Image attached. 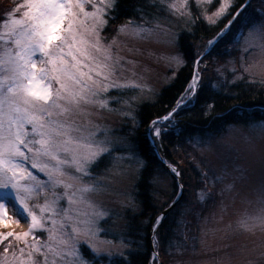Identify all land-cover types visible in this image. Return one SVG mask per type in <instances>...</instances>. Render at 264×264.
I'll return each mask as SVG.
<instances>
[{
    "label": "snow or ice",
    "instance_id": "obj_1",
    "mask_svg": "<svg viewBox=\"0 0 264 264\" xmlns=\"http://www.w3.org/2000/svg\"><path fill=\"white\" fill-rule=\"evenodd\" d=\"M242 2L177 0L166 3L159 0L150 10L145 5L133 7V15H128V0H100L99 4L96 0H26L14 10L7 9L8 15L0 28V220L6 218L11 208L18 222L27 223L30 218L32 231L15 237L24 247L14 249L11 257L8 250L12 245H5L0 264H98L97 258L102 255L118 257L129 264L123 252L114 250L111 240L96 242L97 234L107 231L100 221L107 224L106 216L121 214L109 208L103 199L116 192L110 179L117 159L116 149L124 153L120 158L135 163L136 180L153 171L149 152L161 150L165 138L179 131L178 114L188 104L199 102V94L205 89V77L216 87L206 61L211 59L219 40L236 24H242L247 30V35L241 37L242 51L252 57L243 61L242 71L250 75H256L257 71L264 73V60L257 63L254 58L257 47L264 54V12L260 17H251L247 10L252 4L241 7ZM89 5L91 10H87ZM122 20L125 23H121ZM205 20L209 26H216V39L207 40L189 55L191 49H185L184 43L189 39L194 41ZM164 24L178 27V31L163 33L170 37L167 41V61L172 69L169 83H175L189 64L193 71L175 107L149 124L144 133L149 146L146 150L135 134L146 122L141 119L143 101L154 98L156 93L135 97L136 102L120 113L124 118L122 129L96 123L93 117L102 115L97 109H104L107 100L120 104L125 90L140 87L123 77L125 72L136 76V62L125 60L119 54L122 47H128L120 38L150 40L161 34ZM232 47L235 49L237 45ZM128 51L138 50L128 48ZM226 52L230 56L237 55L235 51L226 49ZM212 69L222 87H228L223 76L228 70L235 73L233 61L217 59ZM238 79L244 78L236 76L230 83ZM113 89L116 91L112 92ZM84 116L88 117L86 121ZM258 129L255 137H244L247 147L242 152L234 156L228 154L231 171L227 162L219 171L209 169L215 176L212 186L221 185L218 194L222 212L229 199L256 206L255 211L242 216L236 225L229 224L223 229L226 233L246 234L250 243L236 249L235 256L215 259V264H234V261L236 264H264V147L256 145L257 139L264 142V123L258 125ZM197 135L190 133L188 142L202 154L216 151L217 145L222 143V140L196 139ZM253 163L259 164V179L253 174ZM168 167L175 176L181 175L176 166ZM36 173L46 179H40ZM201 175L207 178L208 172L201 169ZM147 182L152 185L162 180L160 175H155ZM211 195L205 188L198 199L203 202ZM30 201H34L31 207ZM119 206L123 211H142L132 195H125ZM81 217H84L82 221ZM163 219L162 215L156 217V223L151 226L153 232ZM78 222L84 227H77ZM37 231L46 233L45 242L37 238ZM189 231L192 235L189 237L185 232V241L198 240L201 250H214L207 239L211 231L207 220L201 222L197 217V223L190 225ZM257 233H260L259 240ZM8 239L7 236L0 238ZM153 245L155 251L157 239L153 240ZM26 251L28 262L20 259ZM192 252L196 254L195 245Z\"/></svg>",
    "mask_w": 264,
    "mask_h": 264
},
{
    "label": "trees",
    "instance_id": "obj_2",
    "mask_svg": "<svg viewBox=\"0 0 264 264\" xmlns=\"http://www.w3.org/2000/svg\"><path fill=\"white\" fill-rule=\"evenodd\" d=\"M247 0H243L241 7ZM240 2V0H236ZM252 8L257 6V11L254 13L252 8L247 10L251 17H260L264 12L262 4L264 0H251ZM248 3V4H249ZM16 2L13 0H0V20L7 13V9L15 8ZM129 13L133 15L132 8L140 5H145L148 10L157 3L152 0H128ZM135 18V17H134ZM125 23V21H121ZM216 26H209L206 21L196 32L194 41L189 39L184 43L185 49H191L189 55L194 54L195 48L203 45L209 39H216ZM246 29L242 24H236L230 32L215 46V51L211 59L206 63H212L214 57L227 55L228 51H236ZM233 44L237 47L233 49ZM212 51V49H209ZM193 68L189 64L186 71L176 79L175 83H170L168 86L161 89L154 101L143 102L142 117L146 121L143 127H140L136 132V138L140 145L146 150L148 144L144 139V133L149 124L153 120H157L167 114L176 105L177 100L183 94L185 81L192 74ZM235 74L227 76L224 82H228V87H222L221 80L213 77L212 83L216 87H212L208 83V77H205V89L200 93V100L193 105H187L183 112L179 113L177 124L179 131L173 132L164 140L161 150L149 152L152 156V172L136 180L134 185L133 196L136 202L140 204L142 211L125 212V233L126 242L131 246V251L125 257L129 264H151L152 256L154 255L153 240H158L156 248L159 254L161 264H170L176 249L181 252H192L195 245L196 251L199 247V241L191 239L185 241L184 233L188 232L189 237L192 233L189 231V226L197 223V217L201 222L204 218L214 210L216 206V190L209 186L210 178L215 179L213 172L206 166L204 161H196L194 155L190 153L189 134L197 133L196 137L205 139L208 135L219 136L229 125L248 126L253 123L264 122V84L261 81H250L247 77L243 80H237L236 83H230L234 79ZM131 92H123L122 97H129ZM211 105V107H207ZM183 134H180V133ZM182 151H184L182 153ZM181 153V155H179ZM190 155V156H189ZM161 156L166 164L176 166L181 173L179 182L175 179L173 182V191L171 195H166L168 199L160 197L156 184L149 185L148 178L158 175L160 171L167 172L169 169L160 160ZM201 169L208 172V177L201 175ZM181 186L184 189V194L180 198L179 189ZM207 188L211 197L205 198L203 202L198 199V194ZM165 195V194H164ZM180 198V199H179ZM179 199L176 206L166 215L160 222V226L153 232L152 224L156 223V217L168 209L173 203ZM158 233V235H157ZM198 234V233H197ZM85 253L88 250L85 249ZM184 255H187V253ZM183 255V257H184ZM98 264H124L123 260L116 257L109 259L100 257Z\"/></svg>",
    "mask_w": 264,
    "mask_h": 264
},
{
    "label": "rangeland",
    "instance_id": "obj_3",
    "mask_svg": "<svg viewBox=\"0 0 264 264\" xmlns=\"http://www.w3.org/2000/svg\"><path fill=\"white\" fill-rule=\"evenodd\" d=\"M16 2L14 7H18L20 4L25 3L26 0H13ZM154 3H159V0H152ZM166 3H176L177 0H165ZM191 2V0H190ZM222 2V0H221ZM96 3L99 4L100 0H96ZM215 3V0H214ZM253 12L257 13L260 11L255 6ZM14 10V8H13ZM87 10H91V6H88ZM211 15V12L208 13ZM8 13L4 14V17L0 20V28H2V24L4 19L7 17ZM17 18H19V14H17ZM207 22V20H205ZM208 23V22H207ZM214 26V25H213ZM178 31V27L173 25L164 24L161 26L160 35L151 38L150 40L143 39H130L126 37H121L120 39L127 44V48L122 47L120 51V55H122L125 60L131 59L136 62L135 72L136 76L133 77L131 72H125L123 74L124 79L131 80L140 85L139 88L125 90L124 92H131L132 95L129 97H122L120 104H115L110 99L106 101L107 106L104 109H97L98 112L102 113V115H98L93 117L96 123H100L102 125H107L114 129H122L124 127L123 124V116L120 114L122 111L127 110L129 105H133L135 101V97H147L151 96L152 93L158 94L161 89L168 86L170 83L168 81V77L172 75V69L168 66L167 57L169 55L168 52V39L170 37L163 35L165 31ZM247 35V31L244 36ZM243 41L241 39L238 49H236V56L223 55L220 57H214L211 65H209L210 75L216 78V74L212 69V65L217 61V59H221L223 61L232 60L235 65V73L231 70L225 71L223 80H226L227 76L230 74H235L236 76L247 77L250 81H264V73H260L257 71L256 75H250L249 73L242 71V64L245 60H251L252 57L249 56L248 52L242 51ZM128 48H133L138 51L129 52ZM115 51V48H114ZM254 58L257 63H260L261 60H264V54L261 53V49L257 47L255 49ZM126 67H131L127 66ZM124 79L121 82H124ZM41 84L44 82L41 81ZM116 91L115 89L112 92ZM111 96V92L108 94ZM157 96V95H156ZM155 96V97H156ZM152 99H145L143 102H151L154 101ZM193 105L188 104V106ZM110 109H115V111H110ZM83 119L86 121L88 119L87 116H84ZM264 122L253 123L248 126L243 125H229L225 131L219 136L208 135L207 139L214 140H222V143L217 145L216 151L212 153H201V151L194 147L192 143H190V153L194 155V159L196 161H204L206 166L209 168L215 169L219 171V169L223 166L225 162L229 164V170L231 171V160H227V156L231 153L233 156L237 152H242L246 147V142L244 137L253 136L255 137L258 133V125ZM148 129V128H147ZM146 129V131H147ZM196 139H201L196 137ZM256 145L258 148L264 147V142H261L259 139L256 140ZM184 151H182L183 153ZM117 159L114 162V167L112 168V172L110 174V179L112 186L116 189L115 193L106 195L103 199L107 202V206L112 209H116L120 211L121 214L119 216L109 217L106 216L105 220H109V223L105 224L104 220L100 221V224L103 228H106L107 231H101L96 236V242L111 240L112 244L115 246L114 250L117 252H123L126 255L131 251V246L128 242H126V238L124 237L125 233V212L120 209L119 202L124 200L125 195H132L134 191V185L136 183L135 179V163L129 162L126 159H122L124 153L120 149H116ZM181 155V153H179ZM190 156V155H189ZM253 174L256 179H259L260 168L258 163H253ZM40 179H46L43 174L36 173ZM162 180V183H156L158 188L157 194L160 195L161 198L164 199L162 202L168 199V195L172 194L173 191V182L176 179V176L170 172L160 171L159 174ZM214 179L210 178L209 186L216 190V206L212 212H210L204 220H207V227L211 230L207 239L214 250H201L200 245L196 254L193 252H186L187 255H184L185 252H181L176 249V255H174L170 264H204L206 261H212L215 264V259L220 257H226L228 255H236V249L240 248L244 244L250 243L246 234L234 233V232H225L223 229H226L229 224L236 225L237 222L241 219L242 216L251 213L256 210V206L254 204H250L243 200L237 199L232 201L229 199L227 201V207L222 212L220 209L219 201L221 197L218 194V189L221 187L220 184H216L215 187L212 186V181ZM124 193V195H120L119 193ZM165 194V195H164ZM184 189L181 187L179 189V195L183 196ZM167 195V196H166ZM34 201L29 202V206L31 207ZM62 204L66 205V202L62 201ZM18 207V205H17ZM37 214L39 215V211L37 210ZM46 216L50 215V213H46ZM223 216L221 220L220 217ZM81 221L84 217L80 218ZM203 220V221H204ZM79 228H83L84 225L82 223H77L76 225ZM31 222L29 218V222H24L17 219L12 215V209L10 208L7 212V216L5 219L0 220V238L9 237L8 240H0V262L4 259V248L5 245L11 244L12 247L8 250V256L11 257L12 251L14 249H19L24 247L22 241H17L15 239L16 236H23L25 232H31ZM71 231V228H69ZM11 234V235H10ZM37 238L41 240V243L46 240V233L43 231L36 232ZM260 233H257L256 239L259 240ZM31 235L28 237L29 242H31ZM83 243V242H82ZM185 253V254H186ZM184 255V257H183ZM158 256V260L156 257ZM100 257H107L106 255H102ZM98 257V258H100ZM36 256H33L35 259ZM109 258V257H107ZM22 261L28 262L29 256L27 251L25 255L20 258ZM42 259V257H40ZM51 259V257H50ZM71 259V257L69 258ZM112 259V258H109ZM151 264H161V260L159 254L155 250L154 255L152 256ZM234 264L236 262L234 261Z\"/></svg>",
    "mask_w": 264,
    "mask_h": 264
},
{
    "label": "water",
    "instance_id": "obj_4",
    "mask_svg": "<svg viewBox=\"0 0 264 264\" xmlns=\"http://www.w3.org/2000/svg\"><path fill=\"white\" fill-rule=\"evenodd\" d=\"M251 0H247L246 1V3L242 6V7H244L245 5H247L249 2H250ZM159 158H160V160L162 161V163L165 165V167H167V169H169V171H170V168L168 167V165L166 164V162H165V160L161 157V156H159ZM171 172V171H170ZM179 177H180V175L179 176H176V180L179 182ZM182 196H180V198H181ZM179 198V199H180ZM179 199H177V201L175 202V203H173L168 209H166L163 213H162V216H166L175 206H176V204L178 203V201H179ZM154 253H155V251H154Z\"/></svg>",
    "mask_w": 264,
    "mask_h": 264
}]
</instances>
